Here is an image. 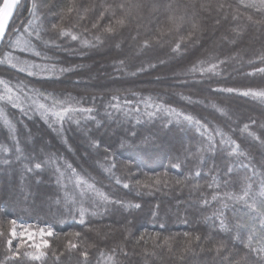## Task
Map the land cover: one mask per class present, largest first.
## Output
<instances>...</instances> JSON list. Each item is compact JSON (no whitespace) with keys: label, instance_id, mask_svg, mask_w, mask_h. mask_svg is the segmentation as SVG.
<instances>
[{"label":"trees","instance_id":"1","mask_svg":"<svg viewBox=\"0 0 264 264\" xmlns=\"http://www.w3.org/2000/svg\"><path fill=\"white\" fill-rule=\"evenodd\" d=\"M73 2L80 16L93 5L142 7L103 34L107 20L92 27L103 8L61 23L58 14ZM246 3L21 0L0 45V260L16 219L54 231L43 258L22 264H241L249 235L264 236L243 201L224 198L243 197L250 186L247 204L255 195L258 205L264 189V98L242 95L264 93V16ZM193 13L196 29L190 19L179 32L166 22ZM60 29L92 43L60 37ZM158 30L162 41L144 46ZM24 41L34 50H23ZM62 108L92 112L61 122L53 113ZM81 203L89 212L83 224ZM262 257L252 253L248 264Z\"/></svg>","mask_w":264,"mask_h":264},{"label":"snow or ice","instance_id":"2","mask_svg":"<svg viewBox=\"0 0 264 264\" xmlns=\"http://www.w3.org/2000/svg\"><path fill=\"white\" fill-rule=\"evenodd\" d=\"M20 5V0H3V3L0 4V39H2L6 34L7 30L11 28V20L14 16V11L17 7ZM36 6L33 5V8ZM142 5L140 4H118L115 6H108L104 7L103 5H93L91 9H84V16H80L81 12V6L75 2L70 3L66 6V10L62 9L61 12L58 14L61 16V23L64 22V16L66 15L69 20H71L73 17H79L81 20L85 19L87 16L94 14L95 11L98 10V8H103L102 11L99 12V17L96 20V23L92 25L93 29H98L100 25L107 20L108 24L103 28V34H111L115 33L118 30L122 29L126 22L130 19L131 13L133 9H139L141 8ZM171 7V6H169ZM244 7L246 9H256V14L264 16V0H248V3L244 4ZM32 10L30 9V12ZM118 13H121V15L118 16ZM34 15V12H33ZM196 13H193L191 17H188L187 15L184 16H176L175 14H172L171 16L168 17L167 23H170L172 27L177 31H181V25L185 23L187 20L192 21V26L193 29L198 28V24L195 23L196 20ZM249 20L252 18L249 16ZM219 23V21H217ZM32 21H29V25H31ZM53 30H56L58 28L57 24L52 25ZM12 35H15V30H12ZM58 35L60 37L64 38H71L73 41H79L82 45L84 46H90L91 41L88 40H81L79 35L73 34V31H66L64 29H60ZM191 36V33L189 34ZM40 33H37V39H39ZM164 37V33L160 30H158L157 34L155 36H152L148 39H145L143 44L144 46H149L153 40H156L157 42L162 41ZM138 38V37H137ZM100 37H96V40L99 41ZM136 39V38H134ZM183 40V38H181ZM20 41H17V44L19 45ZM180 42L177 43L176 48L173 49V51H179L180 48ZM23 50L25 51H32L34 50V47L31 45L30 41H24L23 42ZM36 55L39 56L40 52H36ZM259 60L261 63H264V55H261L259 57ZM203 63V62H201ZM35 67H39V65H35ZM217 65H211L208 69H201V71H206V72H213ZM23 71L24 69H20ZM63 71V70H62ZM195 71V68L193 69ZM260 72H264V69H260ZM31 75V73H29ZM0 83H3V81H0ZM224 91L232 92L235 91L234 89H226ZM244 96H249V95H259L260 97L264 98V93H250V92H244L242 93ZM0 99H3L2 96H0ZM9 99L11 100V96H9ZM130 103V102H129ZM43 107V105H41ZM53 107H55V103L53 104ZM24 114L27 113V109H22ZM73 112H77L78 114H82L84 112H87L91 114L92 109H71V108H62L61 111L59 112H54L53 115L58 117L61 122H63L65 119H68ZM185 119L188 121V123H195L199 126V129L203 130L205 133L208 131L207 127L204 125H200L199 121H193L191 117H185ZM247 127V126H246ZM218 135H220L223 138V132H218ZM223 139H221V144H223ZM142 144H147V141H141ZM234 143V142H233ZM129 147L132 148H139L140 146L136 143H130L128 144ZM16 151L19 152L20 148L18 145L15 146ZM232 151L235 153L237 149L234 147ZM42 164L37 163L34 166L35 170L41 169ZM70 167V165H69ZM127 167V165H126ZM28 171H33V169H28ZM74 171V170H73ZM255 169L253 170V175H255ZM199 173H197V176ZM262 176H264V173H261ZM179 183V181H177ZM83 182L81 180H77V184L81 185ZM117 183H119V180H117ZM159 183V181L157 182ZM262 184H264V180L261 181ZM88 188H92V185H87ZM125 188L129 187L128 184L124 185ZM147 187V185H145ZM209 187L211 188L212 185L210 184ZM249 188L250 186H246L245 191H244V196L243 197H232L229 194L225 193L224 198L225 199H235L236 201H243L245 205L250 209L249 215H251L252 212L256 214V217H259L261 220V225H262V231H264V189L261 190L260 196L262 199H260L258 205L256 202V196L253 195V204L248 205L246 197L249 195ZM101 198L107 202L108 198L101 194ZM220 197L218 195H214L212 197V200L216 201L219 200ZM203 203L205 205L209 204L210 201L204 200ZM131 207V205H129ZM135 207L139 208L140 205H135ZM224 208H227V204L223 205ZM78 215L80 216L79 223L83 224L85 223L84 217L89 214L88 208L81 203V206L78 210ZM92 215H95V212L91 213ZM11 223L14 225V227L10 230V239L8 240V248L7 252L9 255H6L4 257V260H0V264H22V261L25 257L28 259H31L33 261L39 260L43 257V249L48 247L49 240L48 238L54 235V231L51 229L49 226L47 230L44 228H41L39 232L37 233L36 231L32 230L30 226L26 227L22 223H20V231H17V228L15 225H17L18 221L16 219H13ZM221 223L223 224V220H221ZM163 227V226H161ZM240 225H237V228H239ZM79 236V233L76 234ZM185 236H188V233L184 234ZM200 237H197V240H199ZM14 240H20L21 242H31V247L35 249V254H29V253H21V245L17 244L16 245V250H12V243ZM255 242V246H254ZM245 249H247L246 256L242 258L241 264H248L249 260L251 259V254L252 253H257L258 255L261 253H264V236L260 238L259 241H256V237L254 235H249L247 242L244 243ZM227 250V249H225ZM238 254V253H233ZM85 256H87V253H85ZM109 260H112V257L110 256L108 258ZM257 264H264V257L260 259V261L257 262Z\"/></svg>","mask_w":264,"mask_h":264},{"label":"rangeland","instance_id":"3","mask_svg":"<svg viewBox=\"0 0 264 264\" xmlns=\"http://www.w3.org/2000/svg\"><path fill=\"white\" fill-rule=\"evenodd\" d=\"M18 223L17 225H15V227L17 228V231L19 232L20 231V223H22L24 226L28 227L30 226L32 230L36 231L37 233L39 232V230L41 228H44L45 230L48 229V227L50 225L48 224H37L35 222H31V221H27V220H17ZM14 227V225L12 226V228ZM51 227V226H50ZM52 229V228H51ZM16 243H19V244H24L26 245V251L25 253H29V254H35V249L33 247H31V242L30 241H27V242H21L20 240H14ZM44 255H45V251L44 249L42 250ZM43 255V256H44ZM43 258V257H42Z\"/></svg>","mask_w":264,"mask_h":264},{"label":"water","instance_id":"4","mask_svg":"<svg viewBox=\"0 0 264 264\" xmlns=\"http://www.w3.org/2000/svg\"><path fill=\"white\" fill-rule=\"evenodd\" d=\"M20 2H21V0H20ZM2 3H3V0H2ZM1 3V4H2ZM17 9V8H16ZM16 9H15V11H16ZM15 11H14V13H15ZM5 37V36H4ZM4 37L2 38V39H0V45H1V43H2V41H3V39H4Z\"/></svg>","mask_w":264,"mask_h":264}]
</instances>
